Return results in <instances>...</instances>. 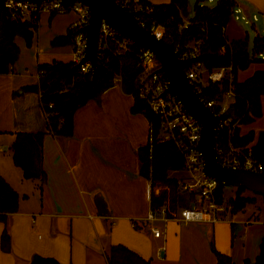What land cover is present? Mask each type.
<instances>
[{
    "label": "crops",
    "instance_id": "0c3cea01",
    "mask_svg": "<svg viewBox=\"0 0 264 264\" xmlns=\"http://www.w3.org/2000/svg\"><path fill=\"white\" fill-rule=\"evenodd\" d=\"M235 6L251 16L264 11V0H235ZM60 14L64 13L39 14L29 45L21 35L19 44L16 35L19 55L9 72L0 73V175L19 194L17 210L7 214L5 222L0 221V239L4 228L9 234V248L0 244V264H32L34 254L53 256L60 264H108L106 251L115 243L127 245L152 264H216L212 246L237 264L253 262L264 236V210L245 205L227 211L215 223L168 220L160 223L163 233L158 237L149 223H144L142 218L150 207V181L139 172L137 148L147 140L148 120L144 113L131 111L133 95L124 92L119 82L75 110L70 135L48 130L39 92L21 91V87L38 84V62L71 59V43L51 44L55 36L67 32L75 17L73 12L68 14L60 25ZM230 18L241 22L232 15L228 21ZM48 30L50 48L39 45V34ZM43 50L56 55L40 61ZM261 68L264 58L239 69L237 79ZM260 101L261 114L238 126L239 134L254 131L249 145L264 130V94ZM23 130L45 131L43 182L23 177L13 162L10 145L15 132ZM235 187L242 195L252 197L243 193L244 189L263 194L261 189ZM98 192L107 203L108 214L97 211L94 196ZM132 220L138 225L133 226Z\"/></svg>",
    "mask_w": 264,
    "mask_h": 264
},
{
    "label": "trees",
    "instance_id": "16d2710c",
    "mask_svg": "<svg viewBox=\"0 0 264 264\" xmlns=\"http://www.w3.org/2000/svg\"><path fill=\"white\" fill-rule=\"evenodd\" d=\"M203 1L205 0H195L193 13L190 15L188 0H169L156 4L150 3L149 0H139L142 5L152 6L148 12L140 11V16L148 20L147 27H150L152 22L161 24L164 27L162 37L172 42L174 47L182 48L186 43L200 39L198 48L200 53H203L200 62L207 68L231 64L235 73V96L229 113L234 119L239 120L238 124L251 122L261 114L260 98L264 94V68L254 70L243 80H238L236 73L239 69L246 68L252 61L262 59L258 53L264 51V33H256L253 36L250 48L247 35L228 40L223 27L233 11L235 0H215L210 5L206 3L200 5ZM186 17L190 23L181 27ZM35 25L27 19L6 20L0 13V73L9 72L19 55L20 49L15 36L21 35L29 45ZM71 42L69 29L65 34L55 36L51 40L52 45ZM103 52L102 56H97V69L93 77L91 73L79 72L71 59L53 58L51 61L38 62L37 71L42 70L38 84L23 85L21 91L34 90L40 93V104L46 116L48 130L55 134L70 135L73 131L75 110L114 85L115 74L120 75L119 84L123 91L133 95L131 111L144 113L148 121L155 119L146 100L136 93L135 87L142 71L136 47L115 52L110 44ZM226 87V79L219 83H210L201 95L204 93L208 97H214ZM238 126L230 136L231 141L240 147L248 146L253 140L254 131L239 134ZM44 134V130L16 131L10 145L13 162L21 168L23 177L39 179L40 182L46 178L42 151ZM223 139L227 142L228 135L225 134ZM249 146L255 157L264 160V130L257 133L256 141ZM137 155L139 172L150 181L151 208L166 205L170 213L178 206L186 205L194 199V193L179 189L177 178L169 174L171 170L182 169L184 163L182 152L173 142L155 139L150 149L146 140L137 148ZM216 195L222 200L223 184L217 185ZM18 199V192L0 175V221L5 222L7 214L17 210ZM252 199L236 191L228 200L231 204L230 211L242 209ZM0 244L3 249L9 248V234L6 228L1 233ZM212 249L216 256V264H237L229 255L218 251L214 246ZM106 259L108 264H152L149 259L123 243L111 244L106 251ZM31 263L60 264L55 257L40 254H34ZM246 264H264V236L254 261Z\"/></svg>",
    "mask_w": 264,
    "mask_h": 264
},
{
    "label": "built area",
    "instance_id": "2783aa9c",
    "mask_svg": "<svg viewBox=\"0 0 264 264\" xmlns=\"http://www.w3.org/2000/svg\"><path fill=\"white\" fill-rule=\"evenodd\" d=\"M118 1V0H117ZM209 2L214 0H207ZM129 10L150 11L152 6L142 5L139 0H119ZM203 2H200L202 5ZM3 5L8 18L27 19L37 24L39 14L46 13H65L72 11L75 13L74 19L69 23L68 29L71 32L72 51L71 61L78 64L84 55L85 31L82 27L88 22V6L73 0H42L31 2L26 0H4ZM1 13V4H0ZM231 15L244 23L257 20V15L245 14L240 6H234ZM138 22L146 25L148 20L136 15ZM189 19L184 18L181 27L189 24ZM158 36H162L164 27L158 23H151L149 27ZM225 31V27H223ZM200 39L186 43L182 48H177L180 57L193 56L199 51ZM112 44L115 52H123L136 47L141 74L136 84V93L139 97L146 100L149 110L154 113L155 119L148 121L147 140L149 148L155 139L173 142L183 154L184 163L182 170L186 176L180 179L179 187L181 190L194 193V199L186 205L178 206L168 213L166 205L147 210L142 218L144 223H149L154 236H161L163 231L160 223L168 220L180 222H209L215 223L223 219V215L230 211L231 204L219 200L216 195L218 182L206 176L203 171V159L199 151L194 148L200 135L199 123L186 111L180 100L172 90L168 89L169 81L163 72L157 71L160 66L159 60L146 47L134 44L128 37L121 32L111 28L102 22L96 39V55L102 56L103 50ZM258 56L264 58V51H260ZM78 71L91 73L89 62L79 64ZM186 75L192 87L199 93L201 99L212 109L215 114L224 113V116L217 122L213 137L217 159L223 163L234 167L252 168L264 172V160L254 156L251 147H240L235 145L230 136L235 132L239 120L234 119L229 113V107L235 96L234 80L235 73L231 64L207 68L200 60L193 61L185 66ZM42 70L37 71L38 77ZM226 79L227 87L220 94L208 97L201 93L210 83L221 82ZM115 82L120 83V75L115 74ZM40 95V93H39ZM51 106V104H48ZM228 135L227 142L223 136ZM216 139V140H215ZM148 196L150 198L151 185L149 182ZM133 226L138 225L136 220H132Z\"/></svg>",
    "mask_w": 264,
    "mask_h": 264
},
{
    "label": "water",
    "instance_id": "95a60500",
    "mask_svg": "<svg viewBox=\"0 0 264 264\" xmlns=\"http://www.w3.org/2000/svg\"><path fill=\"white\" fill-rule=\"evenodd\" d=\"M26 1L40 2L42 0ZM73 1L81 2L87 5L89 9L88 22L82 27L86 38L84 55L77 66L89 62L91 76L95 75L97 69L96 39L102 22L124 34L134 44L148 48L160 62L157 71L163 72L168 79V89L174 92L182 106L200 125V135L194 148L200 152L203 159V173L215 179L218 184H231L263 190L262 200L264 205V172L252 168L223 164L216 157L213 137L216 124L224 116V113L215 114L212 111L192 87L185 71V66L193 61L200 60L203 53L180 57L178 49L174 47L172 42L166 41L149 27L137 21L136 15L140 12L139 10H129L117 0ZM3 2L4 0H0L1 14L7 20L8 17ZM94 201L99 214L109 213L107 203L100 192L95 194Z\"/></svg>",
    "mask_w": 264,
    "mask_h": 264
},
{
    "label": "rangeland",
    "instance_id": "374dc122",
    "mask_svg": "<svg viewBox=\"0 0 264 264\" xmlns=\"http://www.w3.org/2000/svg\"><path fill=\"white\" fill-rule=\"evenodd\" d=\"M194 2L195 0H188V10H189V14L191 15L193 13V7H194ZM206 4H212L214 2H209L207 0L204 1ZM257 14V20H251L252 22H254V26L250 25V23H244L243 21L241 22H235L232 18L229 19L228 23H226L225 25V35L227 37V39H231L233 37H244L245 35H247L248 37V43H249V48L251 46L252 43V38L255 35L256 32H262L264 29V11H255ZM43 16V13H41ZM68 14L69 16L72 15V11L64 13V14H60L62 16L59 17V24L62 25L64 20H66L68 18ZM47 26V24H46ZM50 31L48 30L47 33L43 32L42 36H40L39 34V45L40 46H47V47H51L49 41H48V37H49ZM239 34V36H238ZM48 36V37H47ZM22 37L21 36H16V40L19 44L22 43ZM50 51H45L43 50V53L39 56L40 61H45V60H49L50 56H54V55H50L49 56ZM61 57L66 58L67 55H59ZM148 127V125H147ZM148 134V131H147ZM170 175H173L177 178V180L179 181L180 179L184 178L186 176V173L182 170V169H178V170H171L169 171ZM178 188L180 189V187L178 186ZM236 191V187L235 185H231V184H226L223 185V200L225 202H227L231 197L234 196ZM243 193H247L249 195L252 196V201L247 203L246 206L249 207L250 209H257L258 212H261L262 210H264V206H263V202H262V193L261 192H252L248 189H244Z\"/></svg>",
    "mask_w": 264,
    "mask_h": 264
}]
</instances>
